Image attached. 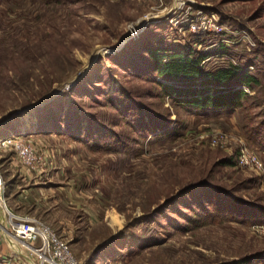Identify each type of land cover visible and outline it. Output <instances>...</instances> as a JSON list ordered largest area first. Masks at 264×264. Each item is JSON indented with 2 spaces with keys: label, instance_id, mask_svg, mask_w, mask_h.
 <instances>
[{
  "label": "rangeland",
  "instance_id": "1",
  "mask_svg": "<svg viewBox=\"0 0 264 264\" xmlns=\"http://www.w3.org/2000/svg\"><path fill=\"white\" fill-rule=\"evenodd\" d=\"M173 9L179 22L213 16L214 29L169 22ZM150 46L257 81L235 86L246 92L238 107L184 106L155 83ZM45 74L63 78L48 85ZM139 111L169 118L175 134H139ZM9 134L46 165L26 170L0 147L7 207L49 225L80 264H264V0H0V138ZM246 150L262 170L238 165ZM10 238L0 226V264H38Z\"/></svg>",
  "mask_w": 264,
  "mask_h": 264
},
{
  "label": "trees",
  "instance_id": "2",
  "mask_svg": "<svg viewBox=\"0 0 264 264\" xmlns=\"http://www.w3.org/2000/svg\"><path fill=\"white\" fill-rule=\"evenodd\" d=\"M146 51L151 61V68L155 77L154 81L158 85L161 93L170 96L178 104L184 106L201 109L238 107L241 105V101L246 95V92L242 88H236L235 86H250L257 81L256 77L251 73L246 70H238L236 67L215 72L205 71L203 67L200 66L204 56L192 60L188 59L186 56H182L180 53L167 52L164 48L159 46H150ZM69 61L73 66L75 62L72 63V59L68 58H60V65L63 67L68 64ZM45 78L49 85L55 80H61L63 75L60 74L56 77L48 78V75L45 74ZM44 107H42V109ZM144 114L148 117L147 120L143 118ZM135 126L137 127L135 128L138 133L144 137H162L175 134V128L170 119L164 118L159 114L153 116V114L149 112L146 114L139 111L137 112ZM258 142L259 144H264V135L260 136V141ZM263 149L264 146L262 147V150ZM236 162L237 159L234 163L236 164ZM188 187L191 188L187 186L181 192L188 190ZM175 197L176 196H171L167 202L173 200ZM117 238L118 237H112L108 242H104L102 248L93 252L94 255L101 251V254L97 256L101 258L105 249L111 246ZM107 239L108 238L105 240ZM248 258L244 257L234 264H248V262H246Z\"/></svg>",
  "mask_w": 264,
  "mask_h": 264
},
{
  "label": "built area",
  "instance_id": "3",
  "mask_svg": "<svg viewBox=\"0 0 264 264\" xmlns=\"http://www.w3.org/2000/svg\"><path fill=\"white\" fill-rule=\"evenodd\" d=\"M174 10L171 11L169 22H175V24L185 23L192 33L200 34L214 29V22H211L213 16H206L202 12H197L194 16L186 15L182 18L185 20L179 22L177 17H174ZM150 22L151 20L143 21L145 24ZM137 24L132 26L129 31L137 27ZM142 31L143 29L130 35L129 39L137 38ZM1 146L12 147L16 153L17 161L26 170L40 173L46 165L45 155L40 154L32 143L20 137L9 134L4 138H0ZM238 165L253 167L258 170L263 169V162L260 158L254 152L248 150L239 155ZM4 187L5 182L0 169V196H2V204L9 225V227L7 226V232L17 240L18 244L27 249L32 256H36L38 264H80L67 242L63 241L49 225L35 217L16 214L7 207L6 200L3 197ZM35 242H38V244H35Z\"/></svg>",
  "mask_w": 264,
  "mask_h": 264
},
{
  "label": "bare ground",
  "instance_id": "4",
  "mask_svg": "<svg viewBox=\"0 0 264 264\" xmlns=\"http://www.w3.org/2000/svg\"><path fill=\"white\" fill-rule=\"evenodd\" d=\"M154 17V16H153ZM154 19H155V17H154ZM141 24L136 28H133L131 31H130V33H129V36L130 35H132V34H134V33H138L140 30H141ZM128 36V37H129ZM126 41H127V37H125L123 40H122V42L120 43V45L119 46H117V47H113V48H110V49H108V51H105V52H110V53H115V52H117L125 43H126ZM106 50V49H105ZM86 70H83L82 72H79L78 73V75H76L74 78H72L73 80H76L79 76H81L84 72H85ZM72 80V81H73ZM0 205L3 207V204H2V196H0ZM0 226L5 230V232L8 234V236H11L8 232H7V228H6V225L4 224V222L2 221V217H1V214H0ZM12 237V236H11ZM12 238H14V237H12ZM12 238H10V239H12ZM15 239V238H14ZM16 240V239H15ZM17 241V240H16ZM10 243H12V245H14V243L13 242H10ZM15 246L16 245H14V248H15ZM19 246V245H18ZM18 248V247H17Z\"/></svg>",
  "mask_w": 264,
  "mask_h": 264
},
{
  "label": "water",
  "instance_id": "5",
  "mask_svg": "<svg viewBox=\"0 0 264 264\" xmlns=\"http://www.w3.org/2000/svg\"><path fill=\"white\" fill-rule=\"evenodd\" d=\"M96 56H98V54L96 55ZM85 73V72H84ZM84 73L81 75V76H79L76 80H73L72 78L71 79H69L68 81H67V86H66V88H70L71 86H73L78 80H80L81 79V77L84 75ZM78 75V74H77ZM73 80V81H72ZM20 254H22V253H20ZM23 255V254H22ZM27 259H29L26 255H24Z\"/></svg>",
  "mask_w": 264,
  "mask_h": 264
},
{
  "label": "crops",
  "instance_id": "6",
  "mask_svg": "<svg viewBox=\"0 0 264 264\" xmlns=\"http://www.w3.org/2000/svg\"><path fill=\"white\" fill-rule=\"evenodd\" d=\"M7 225V224H6Z\"/></svg>",
  "mask_w": 264,
  "mask_h": 264
}]
</instances>
